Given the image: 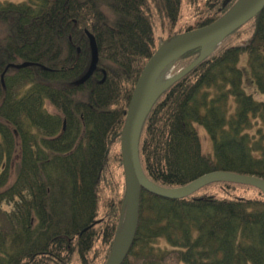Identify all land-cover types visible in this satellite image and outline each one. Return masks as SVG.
<instances>
[{"label": "trees", "instance_id": "1", "mask_svg": "<svg viewBox=\"0 0 264 264\" xmlns=\"http://www.w3.org/2000/svg\"><path fill=\"white\" fill-rule=\"evenodd\" d=\"M238 1L0 0V264L108 262L126 200L121 138L135 87L165 42ZM183 18L185 31L173 32ZM158 24L172 34L156 35ZM88 32L100 62L78 84L92 59ZM201 55L192 50L176 67ZM23 63L33 65L12 66ZM248 81L264 95V9L159 96L140 138L148 179L168 189L214 172L264 179V101ZM219 186L233 193L220 197ZM124 264H264V194L229 182L176 200L142 190Z\"/></svg>", "mask_w": 264, "mask_h": 264}, {"label": "water", "instance_id": "2", "mask_svg": "<svg viewBox=\"0 0 264 264\" xmlns=\"http://www.w3.org/2000/svg\"><path fill=\"white\" fill-rule=\"evenodd\" d=\"M263 9L264 0H240L229 13L214 24L188 32L162 46L147 64L136 86L122 133L121 150L126 173L128 204L124 217H127V226L121 238L119 237L118 231L117 241L107 264H123L130 253L137 233L141 191L143 189L152 194L175 200L186 198L201 188L218 182L247 184L259 188L264 193L263 179L232 172H215L201 177L190 185L175 189H164L158 187L146 177L139 157V143L142 128L152 105L158 97L152 94V88L163 69L187 52L200 47L204 49L205 45L211 41L220 39L222 42L224 38L257 17ZM88 35L92 48L91 67L79 83H84L93 76L99 62V51L96 39L89 32ZM207 55L203 51V55L198 61L181 72L177 77L173 78L165 88L175 80L192 71ZM30 65L32 64L24 63L18 66V68Z\"/></svg>", "mask_w": 264, "mask_h": 264}, {"label": "rangeland", "instance_id": "3", "mask_svg": "<svg viewBox=\"0 0 264 264\" xmlns=\"http://www.w3.org/2000/svg\"><path fill=\"white\" fill-rule=\"evenodd\" d=\"M2 2H7V1H9V2H15V3H20V2H22V0H1ZM240 1H238L236 4H235V6L239 3ZM234 6V7H235ZM233 7V8H234ZM191 12H192V8L190 9L189 7H186L185 9H184V16L183 17H186V19L189 17L190 18V20L191 21H194L193 20V18H192V14H191ZM225 16V15H224ZM223 16V17H224ZM186 19L185 18H183V21H180V29H174L173 30V32L175 31V30H180V31H185V27L187 26V24H189L188 23V21H186ZM2 26H1V22H0V40L3 38V36H4V32H5V30L3 29V27L1 28ZM155 32H156V35H158V36H161L162 38H165L167 35L169 36L170 34H172V33H170L169 32V29L167 28H163L160 24H158V26H156V28H155ZM191 31H195V30H191ZM191 31H188V32H191ZM188 32H186V33H188ZM160 37V38H161ZM178 38V37H177ZM175 40V39H174ZM168 42H165L163 45H165V44H167ZM242 65H245L246 66V64L248 63V59L246 58V57H242ZM175 63H173L172 62V64L171 65H169V66H171L172 67V72H171V75H172V77L174 78L177 74H179L182 70H179V67H175ZM168 68V66L165 68V69H167ZM178 70V71H177ZM186 76V75H185ZM179 80V79H178ZM246 88H247V90H248V92L249 93H252L255 97H256V99L257 100H263L264 101V95H262L257 89H256V87H253V85H251L250 83H249V81L246 83ZM78 98H79V100H81L83 97H82V95H78ZM49 110L51 111V112H54L55 111V109L52 107V106H50L49 107ZM198 130H199V133H200V136H201V139H202V143H203V147H204V151H206V152H210V153H212L213 152V142H212V140H211V138L209 137V135H208V133H207V131L205 130V128L203 127V126H198ZM125 177H126V173H125ZM230 189H226V188H223V187H217V191H221L220 193H219V195H220V197H223L224 196V194H226V195H230V192H232L233 193V191H229ZM249 190V189H248ZM217 191H211V192H217ZM244 191H246V190H242L241 192H244Z\"/></svg>", "mask_w": 264, "mask_h": 264}, {"label": "bare ground", "instance_id": "4", "mask_svg": "<svg viewBox=\"0 0 264 264\" xmlns=\"http://www.w3.org/2000/svg\"><path fill=\"white\" fill-rule=\"evenodd\" d=\"M221 41L220 39L215 40V41H211L209 43H207L203 49L204 54H209L210 52H212L213 50H215L219 45H220ZM172 67L169 66L165 71H163V73L159 76V79L157 81V83L154 85V87L152 88V94L156 97L158 96V94L163 90V88L173 79L172 75ZM126 226H127V217H124L123 223L120 227L119 230V237L121 238L123 236V234L125 233L126 230Z\"/></svg>", "mask_w": 264, "mask_h": 264}]
</instances>
